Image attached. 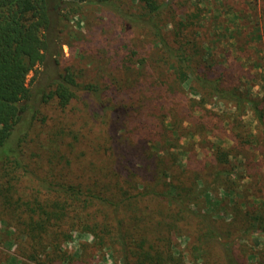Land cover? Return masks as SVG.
Segmentation results:
<instances>
[{
	"label": "trees",
	"instance_id": "16d2710c",
	"mask_svg": "<svg viewBox=\"0 0 264 264\" xmlns=\"http://www.w3.org/2000/svg\"><path fill=\"white\" fill-rule=\"evenodd\" d=\"M120 1L0 0V194L10 223L18 224L19 228L25 221L22 210L27 212L25 236L31 241L22 246L23 251L29 245H38L35 241H42L54 223L51 248L54 246L56 260L66 261L69 255L62 250V243L68 230L89 224L96 234L95 243L99 241L101 246L106 241L111 246L117 243L125 264H184L180 251L175 254V246L167 248L154 239L166 222L144 210L164 205L173 214L170 221L173 226L178 227L190 217L198 218L191 244L192 251L198 249L196 259L203 264H264V208L249 211L247 204L264 196L253 194L254 198L248 197L246 202L245 192L255 177L249 168L232 162V157H238L236 144L228 147L211 144V149L203 152L212 165L218 166L217 176L223 174L226 182L236 184V188L225 192L229 201L236 197L243 201L228 212L226 204L222 205L225 198H214L215 209L211 206L206 212H196L189 208L193 199L210 195L206 177L199 171L200 159L170 153L171 149L161 147L165 141H159L168 124L187 130L185 135L193 129L199 137L219 131L226 136L232 133L235 141L245 136L240 134L241 126L233 128L232 120L220 127L225 125L221 123L223 120L219 122L207 114L194 116L200 109L192 105L184 108L182 114L174 113L175 107L169 100L180 92L201 91L211 100L235 105L239 111L248 107L260 125H264V98L244 96L234 84V88H229L222 75L211 73L206 65L209 57L203 52L206 41L203 39L208 34L193 26L200 22L196 14L175 17L171 31L167 28L172 22L166 20L165 5L157 0H133L138 7L131 11L122 10ZM73 3L79 9L93 6L97 11H113L118 15L119 44L113 47L93 36L95 44L102 42L101 48L88 50L103 85L83 84L80 73L59 68L57 77L34 94L27 76L48 57L59 55L65 6ZM170 31L172 41L168 38ZM81 92L92 95L98 103L99 115L93 125L83 121L85 107L72 117L67 129L58 127L56 131L57 125L50 127L49 123H43L48 138H42L43 144L27 143L30 131L39 121L30 124L41 107L53 103L58 110L68 113L76 109L73 101ZM203 102L200 104L206 105ZM162 103L166 108L169 105L168 121L166 117L155 116ZM104 121H115L113 125L117 127L122 124L137 142L123 145L117 133L111 140L105 131L93 128ZM249 134L253 137L250 141L259 143L260 134L264 138V126L261 133ZM146 144H151L148 152L143 151ZM160 152L171 154L170 159ZM36 190L38 194L41 190L47 194L38 197L39 202L32 206L27 200ZM219 207L227 214L215 211ZM135 209L141 212L140 221L133 217ZM225 215L248 220V228L241 229L254 233L257 247L251 250L237 247V229L224 236L219 222ZM99 233L105 234L101 240ZM231 236L235 240L224 242ZM84 254L86 250L82 251Z\"/></svg>",
	"mask_w": 264,
	"mask_h": 264
},
{
	"label": "rangeland",
	"instance_id": "374dc122",
	"mask_svg": "<svg viewBox=\"0 0 264 264\" xmlns=\"http://www.w3.org/2000/svg\"><path fill=\"white\" fill-rule=\"evenodd\" d=\"M64 1L73 2L74 0ZM157 1L165 5L166 20L172 22V25H169L167 28L171 29V31L173 30L175 17L179 19L184 14H196L200 22L193 26L201 28L202 32L208 34V38L203 39L206 40L203 42L205 43L203 45V52L206 53V57H209V64L206 63V65L210 71H213L211 72L212 74H217L216 76L222 75L223 81L225 80L228 82L226 83L227 85H231L228 86L229 88H234L232 87L234 84L244 96L258 100L264 98V0ZM120 4L121 9L125 11H131L133 8L138 7L133 4V0H121ZM65 7L67 9L66 17L60 25L62 38L59 55L51 59L48 57L42 65L36 66L27 76V84L34 94L45 88L57 77L59 68L60 71L69 68L80 73L81 77L79 79L83 84H94L98 87L100 84L102 87L103 83L102 81L99 83L100 79L94 58L88 50L90 48L100 49L102 42H109L114 47L121 40L120 32L116 27L118 15L115 12L107 10L97 11V8L93 6H83V8L79 9L74 6V3ZM171 31L168 35L170 41L173 38ZM93 36L95 40H99L100 37L102 42L95 44L96 41L91 40ZM106 58L108 60V56ZM57 62H59L58 67ZM199 92L200 94H195L192 90H187L180 92L178 96L170 99L171 106L175 107L174 113L178 112L182 114L184 108H189L192 105L194 108L200 109L196 111L194 116L207 114L211 117L213 116L219 122L223 120L221 123L225 125L221 126L219 124L220 127L227 126L228 121L232 120L233 128L241 126L242 130L240 134L241 136H245L235 141L236 138L231 136L232 133L226 136L224 132L219 131L209 132L204 137H199L195 135L193 129L189 131L190 133L188 132L189 134L185 135V131L187 130H180L172 126L178 129L179 132L176 134L168 124L167 132L165 135H162L159 141H165L161 147L163 149H171L170 153L176 152L177 155L184 157L188 154L192 157L198 156L201 161V170L199 171L206 177V186L209 187L211 196L207 195L193 199L194 202L190 205V209L196 212H206L211 206H214V209L216 208L215 204H213L214 198L221 200L225 198L222 205L226 204V210L232 212L234 205L243 200L236 197L232 201H229L230 198L225 192L230 188H236V184H231L230 181L226 182V176L223 174L217 176L218 166H215L214 163L212 165L211 159H207L204 156L206 152L203 151L205 149L210 150L211 144H222L225 147L236 144L235 152L238 157H232V162L234 164L239 163L241 168H249L255 177L254 183L251 182L249 186V191L245 192L246 202L248 197L254 198L253 194L264 196V138L260 134V142L257 143L254 140L250 141L253 137L249 134L250 132L261 133L264 125H260L254 119L248 107H244L239 111L231 103L223 102L219 99L211 100V97L202 95L201 91ZM202 100H204L203 103H206V105L202 106L200 104ZM73 102L76 109H72L68 113L61 112L53 106V103L41 107L38 114H35L36 118L32 120L30 126L36 121L40 123L37 122L34 130L30 131L27 143L43 144L42 138L48 140L47 128H45L46 126L43 123H49L50 127L57 125L56 131L58 127L67 129L68 127L66 126L72 123V117L85 107L87 113L84 114L83 121L93 125L94 120L96 121L97 115H99L97 112L99 107L97 101L93 100L92 95L85 92L78 93ZM202 107L205 109H202ZM167 112H169V105L166 108L164 103H162L160 108L155 110V116L166 117L168 121ZM29 116H27V120ZM113 124H115V121H104V124L100 127L96 125L93 128L105 131L106 137L111 140L117 133L122 139L121 142L125 143L123 145H127L133 141L137 142L128 130L123 128L122 124L118 125L119 128ZM140 133L143 134L142 131ZM238 144L241 145L237 148ZM134 145L139 146V144ZM149 147H151V144H146L143 151L147 149L148 152ZM159 154L167 156L170 159L171 154H165L164 152H160ZM245 182L249 183L247 179ZM240 183L243 184L241 179ZM45 194H47L45 190H41L40 194L37 193V190L33 191L27 201L32 202L30 204L34 206L39 202L38 197L42 198ZM1 200L2 194H0V264H125L123 263L117 243L112 246L109 244V241L104 242L102 246L99 244V241L97 244L95 243L96 234L92 233L93 226L89 224L81 227H72L68 230V235L62 243V250H65L69 255L66 261L56 260L53 253L54 246L51 248V242L54 238L53 232L55 228L52 227L54 223H52L48 234L45 235L42 241L41 239L35 241L38 245H29L27 251H23L22 246L28 245V240L31 241L25 236V222L28 220L27 212L26 210H22L23 213L25 212V221L18 228V224L14 225L9 222L6 213L7 208L2 204ZM247 204L250 206L249 211L253 208L257 210L261 206L264 208V198L253 202L251 199ZM144 210L153 214L157 219H162L163 223L166 222V226H163L162 231H159L154 239L165 244L167 248L171 244L175 246V254L180 251L184 264H203L199 258L196 259L197 253H199L198 249H193L192 251V231L195 232L198 229L196 226V215V218L190 217L180 222V225L176 227L170 224L173 214L167 212L164 205L154 210L150 207ZM215 211L220 214H227L222 207H219ZM133 217L136 221H140L142 217L141 212L135 209ZM121 218L124 219L123 217ZM136 221L133 222L135 225H138ZM219 223L222 226L221 231L224 236L228 235V232L234 233L236 229L239 230L238 236H236L238 238L237 247L244 248L245 250L257 247L255 244L257 239L253 235L254 233L250 229H241V227L248 228V220L244 217L238 216L233 219V217L226 216ZM140 225L143 224L141 223ZM99 234L98 240L105 237L104 233ZM227 240H235V236H231L230 239H224V242ZM161 248L166 249L165 247ZM83 250H86V254L84 255H82ZM262 250H264V247Z\"/></svg>",
	"mask_w": 264,
	"mask_h": 264
}]
</instances>
